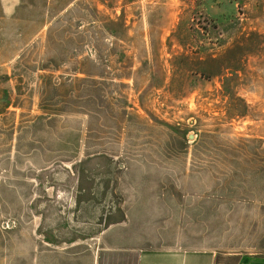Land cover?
I'll list each match as a JSON object with an SVG mask.
<instances>
[{
	"label": "rangeland",
	"instance_id": "obj_1",
	"mask_svg": "<svg viewBox=\"0 0 264 264\" xmlns=\"http://www.w3.org/2000/svg\"><path fill=\"white\" fill-rule=\"evenodd\" d=\"M264 255V0H0V264Z\"/></svg>",
	"mask_w": 264,
	"mask_h": 264
},
{
	"label": "crops",
	"instance_id": "obj_2",
	"mask_svg": "<svg viewBox=\"0 0 264 264\" xmlns=\"http://www.w3.org/2000/svg\"><path fill=\"white\" fill-rule=\"evenodd\" d=\"M137 264H264V255L229 253L220 256L208 251H148L138 256Z\"/></svg>",
	"mask_w": 264,
	"mask_h": 264
}]
</instances>
